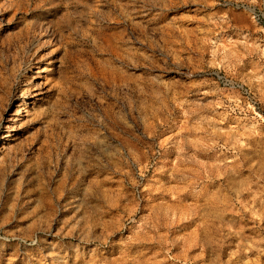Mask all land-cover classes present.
Returning a JSON list of instances; mask_svg holds the SVG:
<instances>
[{
  "label": "rangeland",
  "instance_id": "374dc122",
  "mask_svg": "<svg viewBox=\"0 0 264 264\" xmlns=\"http://www.w3.org/2000/svg\"><path fill=\"white\" fill-rule=\"evenodd\" d=\"M0 264H264V0H0Z\"/></svg>",
  "mask_w": 264,
  "mask_h": 264
},
{
  "label": "bare ground",
  "instance_id": "6f19581e",
  "mask_svg": "<svg viewBox=\"0 0 264 264\" xmlns=\"http://www.w3.org/2000/svg\"><path fill=\"white\" fill-rule=\"evenodd\" d=\"M43 72H45V70H43Z\"/></svg>",
  "mask_w": 264,
  "mask_h": 264
}]
</instances>
